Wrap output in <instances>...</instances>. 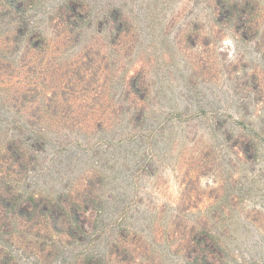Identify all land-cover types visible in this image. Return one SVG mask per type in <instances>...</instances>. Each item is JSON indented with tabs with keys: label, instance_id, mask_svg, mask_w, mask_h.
Wrapping results in <instances>:
<instances>
[{
	"label": "rangeland",
	"instance_id": "rangeland-1",
	"mask_svg": "<svg viewBox=\"0 0 264 264\" xmlns=\"http://www.w3.org/2000/svg\"><path fill=\"white\" fill-rule=\"evenodd\" d=\"M69 1L0 5V62L13 65H0V147L33 131L50 139L21 187L68 196L97 173L102 204L81 248L106 256L126 232L127 250L130 233L148 249L111 264H264V0L248 39L216 13L234 0H80L90 15L75 29L63 21ZM116 12L130 21L118 37ZM88 48L92 85L53 116L48 97L64 69L87 67ZM137 74L148 90L139 97L126 91ZM16 90L31 92L16 102ZM196 237L217 243L206 261L187 254ZM11 249L15 264L68 262Z\"/></svg>",
	"mask_w": 264,
	"mask_h": 264
},
{
	"label": "trees",
	"instance_id": "trees-1",
	"mask_svg": "<svg viewBox=\"0 0 264 264\" xmlns=\"http://www.w3.org/2000/svg\"><path fill=\"white\" fill-rule=\"evenodd\" d=\"M30 1L0 0V5L13 12L21 13L24 10L22 6H28ZM256 1H229L227 4H219L216 7V13L227 19L229 25L234 27L236 33L242 34L243 38L257 37L262 28L257 18L259 6ZM89 7L80 0H70L66 3L63 12L65 25L72 29L79 28V22L90 15ZM114 19L116 26L112 33L118 37L128 31L130 21L120 12L114 13ZM35 37L32 35L27 41L29 51L36 47ZM39 37L42 38L41 35ZM90 48L85 51L84 65L87 67L69 66L64 69L60 77L62 81L55 85L52 96L48 97V109H52L53 116H56L60 104L70 103L71 92L76 93L78 85L83 84L84 89L92 85L90 79L96 75L94 71L96 57L94 56L97 54ZM0 65L3 68H13L11 63L4 60H1ZM8 71L13 73L14 69ZM126 91L130 96L139 97L144 92H148L147 82L140 74L131 76L127 81ZM15 92L13 101L19 100L18 94L21 99H27L31 91L16 90ZM59 96L63 98V101L58 103L55 100ZM71 120L75 122L76 118ZM31 135L6 137L3 147H0V264H15L11 249L15 241L27 249L31 248L34 253L38 250L40 258L47 261L62 258L63 262L68 259L67 264H111L113 257L118 256L116 259L122 262H136L135 251L141 249L145 252V249H148L144 238L135 233H130L134 253L131 252L132 248L127 250L126 244L122 243L126 241L123 239L128 237L126 232L121 234L120 239L114 240L106 256H101L99 252H85V249L81 248L87 245L86 239L95 232L92 226L94 209L102 204V198L93 183L99 178L97 173L93 174L94 177L90 176L93 178L84 188L68 196L38 194L28 192L21 187L22 182H25L31 173L37 172L38 163L42 159L40 155L48 151L47 146L50 141L47 134L42 132L37 134L33 131ZM208 240L202 237L193 238L187 247L188 256L193 258L195 255L196 258L206 261L217 246L213 239L210 244ZM80 248L81 254L74 255L73 253Z\"/></svg>",
	"mask_w": 264,
	"mask_h": 264
}]
</instances>
